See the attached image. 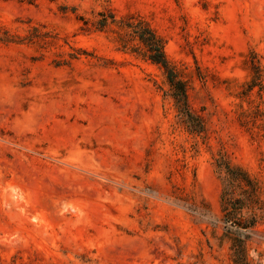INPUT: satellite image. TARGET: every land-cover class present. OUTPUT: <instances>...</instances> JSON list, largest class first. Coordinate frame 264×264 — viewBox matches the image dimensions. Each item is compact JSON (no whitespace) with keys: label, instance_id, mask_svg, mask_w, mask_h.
<instances>
[{"label":"rangeland","instance_id":"obj_1","mask_svg":"<svg viewBox=\"0 0 264 264\" xmlns=\"http://www.w3.org/2000/svg\"><path fill=\"white\" fill-rule=\"evenodd\" d=\"M236 239L264 264V0H0V264H242Z\"/></svg>","mask_w":264,"mask_h":264},{"label":"trees","instance_id":"obj_2","mask_svg":"<svg viewBox=\"0 0 264 264\" xmlns=\"http://www.w3.org/2000/svg\"><path fill=\"white\" fill-rule=\"evenodd\" d=\"M138 34L140 40L145 44L146 50L143 52V55L151 59L153 62L161 64L163 67L168 69L169 61L164 51V43L162 37H160L156 31L146 24L143 30H135ZM169 82L174 89L173 96L176 98L177 104L181 105L182 108L188 109V94L186 91L185 82L176 79V74L170 70L168 75ZM224 200V210L227 215H232L233 210H230V205L233 204L232 198L228 196V193H225L223 196ZM233 225L240 227H249L255 223V219L249 223L242 225L238 220H233L231 222ZM245 240L236 239L233 246L235 249L236 262H241L242 264H248L245 260Z\"/></svg>","mask_w":264,"mask_h":264}]
</instances>
